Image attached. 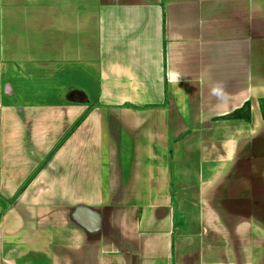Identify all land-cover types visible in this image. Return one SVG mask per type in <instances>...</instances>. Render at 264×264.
Segmentation results:
<instances>
[{
	"label": "crops",
	"instance_id": "crops-1",
	"mask_svg": "<svg viewBox=\"0 0 264 264\" xmlns=\"http://www.w3.org/2000/svg\"><path fill=\"white\" fill-rule=\"evenodd\" d=\"M257 22L264 0H0V264H264L214 204L264 199Z\"/></svg>",
	"mask_w": 264,
	"mask_h": 264
},
{
	"label": "rangeland",
	"instance_id": "rangeland-1",
	"mask_svg": "<svg viewBox=\"0 0 264 264\" xmlns=\"http://www.w3.org/2000/svg\"><path fill=\"white\" fill-rule=\"evenodd\" d=\"M258 23L259 22H257L256 24L255 23L253 24V32H254L253 37L257 41V43H259L258 46H260L261 43L264 44V32L259 27V25L257 26ZM258 50L259 49H256V51ZM256 54L257 55H254V64H253V67H254L253 77L254 79H256L254 80V82L257 81L259 85L261 84L264 85V52H261L260 54H258L257 52ZM259 90L255 95L256 96H258V94L260 96L264 95V90L261 92ZM261 99H264V98H261ZM261 99H259V102ZM256 135L257 137H259L260 134H256ZM260 168H261V171L264 172V163L261 164ZM225 189H227L226 185L223 188L222 193L220 191L219 195L214 194V197H218V200H219L218 201L215 199L214 204H216L217 210L222 214L223 221L226 225L228 224L227 225L228 227L238 226L236 229V232L234 233L236 234L237 239H238V241L236 242V245H238L237 246L238 247L237 257L242 255L240 254L241 250L244 251L243 254H245L246 251L247 253L249 251L251 253L256 252L258 246H260L259 247V250H260L262 248L261 242H260L261 241L260 236L261 235L264 236V225H261L262 221H258V220H260V218L261 219L264 218V199L260 201L259 198H256L257 200L254 199L256 201H254L251 204H248V206L245 207V203H243V201L245 200V196H247L246 191H242L238 186L232 189L231 193L229 191H228L229 193L224 192ZM255 197H258V196L255 195ZM227 198L229 201L227 200ZM240 203H241V206L238 205ZM245 217L252 219V220L251 221L247 219L246 220L244 219V221L239 220V219L243 220V218ZM242 222L243 224H241ZM246 227L247 229L245 230ZM247 235L253 239V242L251 244L249 243V245L247 246H244L243 244V247H242V243L240 242V239H243V237ZM227 244H228L229 250L233 252L234 243L229 242ZM239 245L241 246V248ZM239 261H242V258L241 259L239 258Z\"/></svg>",
	"mask_w": 264,
	"mask_h": 264
},
{
	"label": "trees",
	"instance_id": "trees-1",
	"mask_svg": "<svg viewBox=\"0 0 264 264\" xmlns=\"http://www.w3.org/2000/svg\"><path fill=\"white\" fill-rule=\"evenodd\" d=\"M124 107L126 108H132L135 109L137 107L132 106V105H125ZM260 107H261V112H262V119L264 120V99L260 100ZM251 104L250 102L245 103V105L241 108L238 109L236 111H234L233 113L222 117L221 120H244L246 122H250L251 118ZM84 117L81 118L76 124L75 126L72 128H76L77 126H79V124L83 121Z\"/></svg>",
	"mask_w": 264,
	"mask_h": 264
},
{
	"label": "flooded vegetation",
	"instance_id": "flooded-vegetation-1",
	"mask_svg": "<svg viewBox=\"0 0 264 264\" xmlns=\"http://www.w3.org/2000/svg\"><path fill=\"white\" fill-rule=\"evenodd\" d=\"M258 219H259V218H258ZM258 221H262V224H261V223H260V224H261V225H264V224H263V223H264V218H263V219L260 218V220H258Z\"/></svg>",
	"mask_w": 264,
	"mask_h": 264
}]
</instances>
